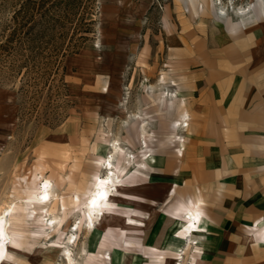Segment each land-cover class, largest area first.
<instances>
[{
	"label": "rangeland",
	"instance_id": "374dc122",
	"mask_svg": "<svg viewBox=\"0 0 264 264\" xmlns=\"http://www.w3.org/2000/svg\"><path fill=\"white\" fill-rule=\"evenodd\" d=\"M221 28L264 32V0H0V205L12 196L18 202L10 234L15 246H32L14 256L18 264H64L59 248L75 220L84 221L83 205L105 174L103 162L115 139L121 143L114 159L121 180L140 181L119 192L146 202L119 195L113 202L141 212L131 218L143 224L142 234L119 237L120 228L139 227L127 225L125 216H110L97 226L114 235H90L82 227L75 256L97 264L101 257L109 260L114 245L131 247L138 238L141 248H152L155 209H166L155 205L157 167L175 145L170 140L183 136L170 128L171 120L183 111L188 116L180 89L190 59L178 51L184 37ZM188 44L194 50L200 43ZM128 149L134 160H128ZM47 180L61 204L37 203ZM48 208L62 211L56 232L47 227ZM248 232L264 241V222ZM83 248L88 254L80 257Z\"/></svg>",
	"mask_w": 264,
	"mask_h": 264
},
{
	"label": "crops",
	"instance_id": "0c3cea01",
	"mask_svg": "<svg viewBox=\"0 0 264 264\" xmlns=\"http://www.w3.org/2000/svg\"><path fill=\"white\" fill-rule=\"evenodd\" d=\"M235 31L221 28L182 39L178 56L190 59L180 89L189 129L180 135L182 145L179 138L170 140L176 146L163 152L167 156L157 167L155 205L166 209H155L152 248H141L140 238L131 240V247L122 242L109 250V260L101 257L97 264H145V258L149 264H177L180 254L182 264H264V241L252 240L248 232L264 222V32ZM188 41L200 43L199 48L189 50ZM203 42L215 45L204 49ZM183 116L185 111L170 128H177ZM124 183L134 187L140 181ZM191 211L200 214L196 224L186 214ZM105 213L125 216L139 227L120 228L119 237L142 234L143 224L131 218L141 213L137 209L107 207ZM105 233L114 235V230L98 228L90 235ZM30 248L15 246L12 238L9 261L20 263L15 257Z\"/></svg>",
	"mask_w": 264,
	"mask_h": 264
},
{
	"label": "bare ground",
	"instance_id": "6f19581e",
	"mask_svg": "<svg viewBox=\"0 0 264 264\" xmlns=\"http://www.w3.org/2000/svg\"><path fill=\"white\" fill-rule=\"evenodd\" d=\"M245 11H242L244 13ZM170 97L175 98L177 93L168 92ZM188 116H183L181 122L177 125V128L181 131H184L188 128L189 124L187 123ZM146 122H142L141 126V138L143 139V143H146V136H147V127ZM185 127V128H184ZM179 143H183V137H180L178 140ZM121 147V143L118 139H115L111 142L110 148L111 152L107 155L103 162V170L105 174L100 175L95 180L92 190L89 193L84 205V221L77 218L72 225V231L67 234L66 241L62 248H59L61 255L63 257L64 264H82L75 256L74 248L78 243V232L82 227H85L87 233L92 234L98 229L97 224H100L104 218L110 216H117L116 213H111L109 216L106 215L105 210L107 207H116L118 206L116 203L113 202L114 197L120 196L127 200H131L129 196H132L127 193L119 192V189L127 190L132 188L121 181V177L116 171V167L114 164V159L119 153V148ZM127 153H129L128 159H134L135 156L133 153L128 149ZM66 178V177H65ZM103 182V183H102ZM46 185V187H45ZM106 193V195H103ZM11 200L4 202V204L0 205V264H6L9 261V251L12 244V236L10 234L11 228V217L15 211L17 201H14V197L10 198ZM62 200L61 196L55 192L54 185L50 181H45L41 183L39 195L37 198V203L44 207H51L53 205H57ZM61 204V203H60ZM47 216L50 218L48 219L47 227L51 229V232H56L62 223V211H58L55 213L50 208L46 209ZM188 216L189 221L196 224L199 222L200 214L195 211H191L186 213ZM127 219V217H126ZM127 225L134 227L133 225L126 222ZM193 231L195 226H192ZM137 230V229H136ZM135 231V230H133ZM191 235V232H190ZM192 239V236L191 238ZM189 241V240H188ZM191 241V240H190ZM87 250L85 248L82 249L81 253L79 254L80 257L86 256ZM183 254H180L177 259L179 261L183 260ZM177 261V264H182ZM84 263V262H83Z\"/></svg>",
	"mask_w": 264,
	"mask_h": 264
},
{
	"label": "snow or ice",
	"instance_id": "6c2138e0",
	"mask_svg": "<svg viewBox=\"0 0 264 264\" xmlns=\"http://www.w3.org/2000/svg\"><path fill=\"white\" fill-rule=\"evenodd\" d=\"M103 183V182H102ZM45 187H46V185H45ZM103 195H106V193H104Z\"/></svg>",
	"mask_w": 264,
	"mask_h": 264
}]
</instances>
